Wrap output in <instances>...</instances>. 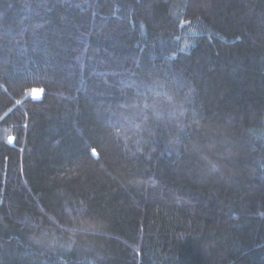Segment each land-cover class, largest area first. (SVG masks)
<instances>
[{
    "label": "trees",
    "instance_id": "trees-1",
    "mask_svg": "<svg viewBox=\"0 0 264 264\" xmlns=\"http://www.w3.org/2000/svg\"><path fill=\"white\" fill-rule=\"evenodd\" d=\"M0 264H264V0H0Z\"/></svg>",
    "mask_w": 264,
    "mask_h": 264
},
{
    "label": "rangeland",
    "instance_id": "rangeland-1",
    "mask_svg": "<svg viewBox=\"0 0 264 264\" xmlns=\"http://www.w3.org/2000/svg\"><path fill=\"white\" fill-rule=\"evenodd\" d=\"M33 97H38V93H33Z\"/></svg>",
    "mask_w": 264,
    "mask_h": 264
},
{
    "label": "snow or ice",
    "instance_id": "snow-or-ice-1",
    "mask_svg": "<svg viewBox=\"0 0 264 264\" xmlns=\"http://www.w3.org/2000/svg\"><path fill=\"white\" fill-rule=\"evenodd\" d=\"M10 139H12V138H10ZM93 154H95V150H93Z\"/></svg>",
    "mask_w": 264,
    "mask_h": 264
}]
</instances>
